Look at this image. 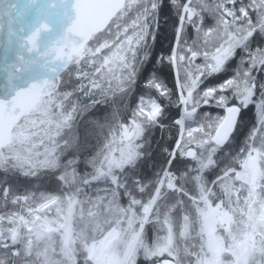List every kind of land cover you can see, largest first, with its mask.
I'll list each match as a JSON object with an SVG mask.
<instances>
[{
  "label": "snow or ice",
  "instance_id": "snow-or-ice-1",
  "mask_svg": "<svg viewBox=\"0 0 264 264\" xmlns=\"http://www.w3.org/2000/svg\"><path fill=\"white\" fill-rule=\"evenodd\" d=\"M0 264H264V0H0Z\"/></svg>",
  "mask_w": 264,
  "mask_h": 264
}]
</instances>
